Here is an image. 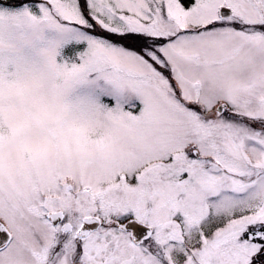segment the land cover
<instances>
[{"label": "snow or ice", "instance_id": "obj_1", "mask_svg": "<svg viewBox=\"0 0 264 264\" xmlns=\"http://www.w3.org/2000/svg\"><path fill=\"white\" fill-rule=\"evenodd\" d=\"M0 264H264V0H0Z\"/></svg>", "mask_w": 264, "mask_h": 264}]
</instances>
